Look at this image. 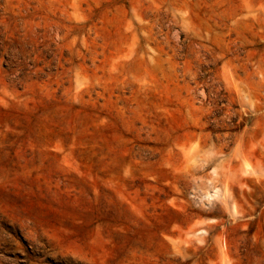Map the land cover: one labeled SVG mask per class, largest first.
I'll list each match as a JSON object with an SVG mask.
<instances>
[{"label":"rangeland","instance_id":"rangeland-1","mask_svg":"<svg viewBox=\"0 0 264 264\" xmlns=\"http://www.w3.org/2000/svg\"><path fill=\"white\" fill-rule=\"evenodd\" d=\"M0 264H264V0H0Z\"/></svg>","mask_w":264,"mask_h":264},{"label":"bare ground","instance_id":"bare-ground-1","mask_svg":"<svg viewBox=\"0 0 264 264\" xmlns=\"http://www.w3.org/2000/svg\"><path fill=\"white\" fill-rule=\"evenodd\" d=\"M247 7H248V8L250 7L249 4H247ZM247 7H246V8H247ZM249 10H250V9H249Z\"/></svg>","mask_w":264,"mask_h":264}]
</instances>
